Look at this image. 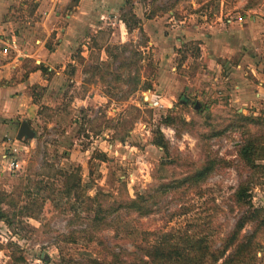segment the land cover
Wrapping results in <instances>:
<instances>
[{
  "label": "rangeland",
  "instance_id": "obj_1",
  "mask_svg": "<svg viewBox=\"0 0 264 264\" xmlns=\"http://www.w3.org/2000/svg\"><path fill=\"white\" fill-rule=\"evenodd\" d=\"M248 1L134 0L131 6L115 2L83 6L85 16L96 13L99 20L81 23L79 33L71 32V42L58 61V66L65 68L52 70L47 87H30L37 116L29 122L36 137L20 140L18 157L25 163L19 171L6 170L5 186L0 184V193L9 196V205L4 203L3 207L12 220V226L0 222V264L11 260V241L21 246L31 264L37 259L44 264H61L72 258L100 257L112 248L133 251L146 232L187 227L209 236L217 246L221 244L241 214L231 207V196L242 175H248L236 158V146L241 143L238 133L212 141L220 156L234 158L236 163L219 168L203 186L201 196L185 200L184 205L192 208L188 214L176 215L180 205L169 197L155 213L144 217L116 213L111 227L99 231L91 225L94 213L86 211V196L103 192L109 198L134 197L138 191L178 174L179 170L168 164L176 154L199 158L197 139L186 131L178 136L162 120L173 108L188 120L238 110L208 107L209 97L194 94L191 84L199 79L197 73L209 59V47L202 51L199 43L208 38L206 34L220 32L228 19H249L253 10L264 5L261 0L246 9ZM69 2V9H73L76 0ZM123 10L134 26L132 31H127L121 20ZM262 10L264 13V6ZM137 17L142 24L143 19L154 20L151 24L157 46H142L144 37ZM116 44L129 47L120 52V59L112 61L106 47ZM135 51L142 52L143 63L154 58L151 91L131 92L128 65L138 59ZM103 61L113 62V74L105 81L83 71ZM122 62L124 67L119 69ZM116 74L122 77L119 81L113 79ZM182 95L189 101L186 108L179 104ZM249 109L240 112L249 114L253 111ZM159 128L170 143L169 154L153 143ZM258 164L262 171L252 196L254 204L264 208V158ZM250 230L248 225L244 232ZM260 241L264 247V234ZM255 264H264V249L258 252Z\"/></svg>",
  "mask_w": 264,
  "mask_h": 264
},
{
  "label": "trees",
  "instance_id": "obj_2",
  "mask_svg": "<svg viewBox=\"0 0 264 264\" xmlns=\"http://www.w3.org/2000/svg\"><path fill=\"white\" fill-rule=\"evenodd\" d=\"M260 1L249 0L245 7L253 8ZM133 4L134 0H125L124 6ZM121 20L128 31L134 29L124 10L121 13ZM138 22L142 26L140 18ZM140 31L144 37L142 46L147 47L149 36L143 27ZM128 47L127 44L109 45L106 51L113 58L112 61H117L120 59V52L125 53ZM136 53L139 55L138 59L128 65L131 92L151 91L154 86L153 74L156 65L154 58L149 57L147 62L143 63L145 58L142 57V52ZM112 63L103 61L91 64L83 71L95 73L105 81L108 74H113ZM123 63L118 66L119 69L124 67ZM29 70H41L44 75L51 73L43 63L31 66ZM121 78L120 74L113 76L114 81H119ZM187 99L185 95L180 96L179 104L186 108L189 104ZM210 105L208 103V107L211 108ZM174 109L164 117L162 123L174 128L178 136H182L184 131L192 134L197 139L199 158L176 154L170 158L168 164L179 170L178 174L144 191H138L134 197L123 195L109 198V195L103 192L86 196L88 203L86 211L94 213L91 217V225L99 231L111 227L114 215L123 211L135 213L139 217L153 214L169 197L180 205L176 215L190 213L192 208L184 205L185 200L189 196H201L203 186L219 168L230 167L236 163L234 158L220 156L214 149L212 141L234 137L238 133L241 143L236 146V158L248 170V175L244 177L242 175L238 187L231 196V207L241 212L233 229L226 234L218 246L209 236L192 232L189 227L184 230L146 232L143 241L137 244L133 251L112 248L100 257L85 256L80 260L72 258L61 264H255L258 252L264 249L260 241L264 234V208L257 207L252 196L258 175L262 171L258 161L264 158V113L246 114L236 110L218 115L202 114L201 119L192 117L188 120ZM201 110L202 108L199 112ZM153 143L169 154L170 143L161 128L156 131ZM6 195L0 193V222L4 221L12 226L9 213L3 207L4 203L8 205L10 203L6 202L9 197ZM248 225L251 226V230L244 232ZM8 248L11 249V260L6 264H31L17 242L11 241L8 243ZM43 259L45 260L44 257Z\"/></svg>",
  "mask_w": 264,
  "mask_h": 264
},
{
  "label": "crops",
  "instance_id": "obj_3",
  "mask_svg": "<svg viewBox=\"0 0 264 264\" xmlns=\"http://www.w3.org/2000/svg\"><path fill=\"white\" fill-rule=\"evenodd\" d=\"M69 1L0 0V184L5 171H11L5 169L8 163L4 150L11 144H20L21 123L37 116L30 87L35 84L47 87L49 82V75L41 70L30 71L29 67L43 63L51 72L59 67L63 49L71 42V32L79 33L81 23L99 20L96 13L85 16L81 11L85 4L125 5V0H76L73 9H69ZM260 6L242 22L228 19L220 32L206 34L208 38L199 43L202 51L209 47V59L191 86L194 94L209 97L211 108L229 106L264 113V5ZM153 19L147 22L143 19L142 27L150 37L146 48L158 45L152 31ZM5 39L15 41L17 48L4 53Z\"/></svg>",
  "mask_w": 264,
  "mask_h": 264
},
{
  "label": "built area",
  "instance_id": "obj_4",
  "mask_svg": "<svg viewBox=\"0 0 264 264\" xmlns=\"http://www.w3.org/2000/svg\"><path fill=\"white\" fill-rule=\"evenodd\" d=\"M243 17H239L238 21H243ZM5 47L3 49L4 53H9L10 49H16L17 48V44L15 41L12 40H3ZM148 101V100H147ZM20 146H16L11 144L10 146H8L5 150V156H6V161H7V166L5 167V169H10L11 171L15 172V171H19L22 168V165L25 163V159H19L18 155H19V151H20ZM24 149H28V146H25ZM25 152L27 153L28 150H25ZM33 264H44V261L42 259H37L35 260V262Z\"/></svg>",
  "mask_w": 264,
  "mask_h": 264
},
{
  "label": "water",
  "instance_id": "obj_5",
  "mask_svg": "<svg viewBox=\"0 0 264 264\" xmlns=\"http://www.w3.org/2000/svg\"><path fill=\"white\" fill-rule=\"evenodd\" d=\"M198 104V103H197ZM36 137V132L31 128L28 121H23L20 126L18 139L23 141H29Z\"/></svg>",
  "mask_w": 264,
  "mask_h": 264
}]
</instances>
